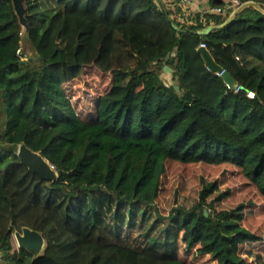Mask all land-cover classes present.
Here are the masks:
<instances>
[{
    "label": "trees",
    "instance_id": "1",
    "mask_svg": "<svg viewBox=\"0 0 264 264\" xmlns=\"http://www.w3.org/2000/svg\"><path fill=\"white\" fill-rule=\"evenodd\" d=\"M24 5L28 27L0 0V264H264V0L188 17L155 0ZM91 66L108 79L82 110L67 84ZM26 226L47 241L36 258L14 244Z\"/></svg>",
    "mask_w": 264,
    "mask_h": 264
},
{
    "label": "water",
    "instance_id": "2",
    "mask_svg": "<svg viewBox=\"0 0 264 264\" xmlns=\"http://www.w3.org/2000/svg\"><path fill=\"white\" fill-rule=\"evenodd\" d=\"M14 6L16 8L17 14L20 17L21 23L28 27V20L26 18V9L24 5V0H13ZM213 26H208L199 32L201 34L208 33ZM199 50L203 53L206 63L210 69L215 72L223 71V67L216 62L211 52L203 46L199 47ZM222 76L226 80L229 87L237 88L238 84L233 79L231 73L224 70ZM244 93H247V90L241 88ZM185 97H192L191 92L187 91L184 94ZM21 161L26 164L31 170L39 173L45 179H57L59 172L54 168L49 160L42 155L41 152L35 151L26 144H22L17 151ZM14 236L19 247H25L33 255L34 258L42 255L46 249L47 241L44 235L36 229L30 227H23L22 230H16Z\"/></svg>",
    "mask_w": 264,
    "mask_h": 264
},
{
    "label": "rangeland",
    "instance_id": "3",
    "mask_svg": "<svg viewBox=\"0 0 264 264\" xmlns=\"http://www.w3.org/2000/svg\"><path fill=\"white\" fill-rule=\"evenodd\" d=\"M170 3V2H166ZM173 7L175 9H180L183 15H186V9L184 8L185 5L181 4L180 2L174 1L172 3ZM23 52L25 54L24 59L31 63V65H37V55L38 51L27 41V39L23 38ZM32 58V59H31ZM166 78V82L172 83L171 81V74L165 73L164 74ZM108 79L107 74H102L101 72L97 71L96 68H93V66L84 68L81 72L80 76L67 84V89L69 90L72 99L74 102H77L80 104V108L83 110L85 107L90 106V100L91 98H95V96L103 92L106 88V81ZM196 167H191L190 175H193L196 171ZM169 179L165 181L166 185L168 187H171V189L174 188V184L177 180L181 179L182 173L180 171V168L178 166H174L172 169L169 170ZM191 191V190H190ZM169 193V192H168ZM167 194V193H164ZM188 196L192 197L193 192H188ZM165 201V200H163ZM165 204V203H164ZM14 244L16 247H19L15 236L13 237ZM2 255V252H0V256Z\"/></svg>",
    "mask_w": 264,
    "mask_h": 264
},
{
    "label": "built area",
    "instance_id": "4",
    "mask_svg": "<svg viewBox=\"0 0 264 264\" xmlns=\"http://www.w3.org/2000/svg\"><path fill=\"white\" fill-rule=\"evenodd\" d=\"M174 1L180 2L183 5H189L194 0H155V2L161 6L162 3L170 2L173 3ZM242 3V0H226L224 5H212L208 9L201 11V12H209V13H227V12H234ZM167 4V3H166ZM175 9V8H174ZM187 12V10H186ZM201 46L206 47L205 43H201ZM224 71V70H223ZM223 71L216 72L219 75H222ZM249 97H255L256 93L253 91L247 92ZM1 252V251H0Z\"/></svg>",
    "mask_w": 264,
    "mask_h": 264
},
{
    "label": "crops",
    "instance_id": "5",
    "mask_svg": "<svg viewBox=\"0 0 264 264\" xmlns=\"http://www.w3.org/2000/svg\"><path fill=\"white\" fill-rule=\"evenodd\" d=\"M213 4L211 3V0H194L189 5H186L184 8L187 10L185 17L191 16L193 13L201 12L206 9H208ZM167 7L170 9H174L172 3H167ZM231 19V18H230ZM181 20H184L181 18ZM172 83H176L174 78H171Z\"/></svg>",
    "mask_w": 264,
    "mask_h": 264
}]
</instances>
